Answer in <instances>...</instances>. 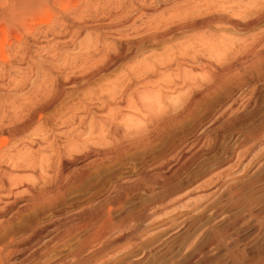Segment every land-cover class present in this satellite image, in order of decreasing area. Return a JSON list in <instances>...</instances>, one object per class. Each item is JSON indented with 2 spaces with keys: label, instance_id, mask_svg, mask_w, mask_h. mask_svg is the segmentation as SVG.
Listing matches in <instances>:
<instances>
[{
  "label": "rangeland",
  "instance_id": "obj_1",
  "mask_svg": "<svg viewBox=\"0 0 264 264\" xmlns=\"http://www.w3.org/2000/svg\"><path fill=\"white\" fill-rule=\"evenodd\" d=\"M52 1L0 12V264H182L264 200V0Z\"/></svg>",
  "mask_w": 264,
  "mask_h": 264
},
{
  "label": "bare ground",
  "instance_id": "obj_2",
  "mask_svg": "<svg viewBox=\"0 0 264 264\" xmlns=\"http://www.w3.org/2000/svg\"><path fill=\"white\" fill-rule=\"evenodd\" d=\"M51 1L52 0H3V2L0 4V12H12L9 18L10 23L12 21H14V23L16 21L20 23L22 21L24 22L23 19H27L30 14L34 13V10H39L41 8L40 6L44 7L45 5L47 7ZM54 1L55 0L52 1V5L54 4ZM58 3L61 2L58 1ZM56 4L57 0L55 2V5ZM65 7L66 4H62L60 7L61 9L55 11L57 13H67L68 7ZM50 10L52 9H49V11ZM118 12L119 11H117V13ZM124 12H128V10ZM52 13H54V11ZM5 17L6 16H4L3 19H5ZM1 19L2 18L0 17V20ZM220 21L221 19H217L215 22L219 24ZM233 25L235 27L239 26L238 23H234ZM248 25L249 24H245L243 27L238 28L237 30L242 31L248 27ZM248 142L250 143V146L246 148L245 157L243 160L246 163H249L252 157H254L256 149L260 145L264 144V139H257L254 136H249ZM250 185L251 183H247L242 188L234 190L226 187L225 191L227 192L229 199L238 196L245 197L247 196V190ZM235 200H237V198ZM245 211V214H238V212L217 226L208 224L209 226H207L202 240L200 239L201 241L196 244L195 247H193L194 250L192 251L189 259L186 261L184 260L182 264H264V200L260 202H254L248 199L247 209ZM246 217L249 219V223L245 226H241V224H243L242 222H244L243 220ZM147 219L148 216L141 219V221L134 222L133 230L135 232L141 230L142 222H145ZM244 239L247 242H245ZM210 249L213 251L212 254L209 253Z\"/></svg>",
  "mask_w": 264,
  "mask_h": 264
}]
</instances>
